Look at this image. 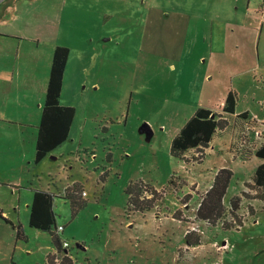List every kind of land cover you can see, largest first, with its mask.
<instances>
[{"label": "rangeland", "instance_id": "1", "mask_svg": "<svg viewBox=\"0 0 264 264\" xmlns=\"http://www.w3.org/2000/svg\"><path fill=\"white\" fill-rule=\"evenodd\" d=\"M256 10V0H0L12 33L0 51V264H47L51 255L50 264H61L50 235L28 227L33 190L54 196L70 264H264V202H249L254 216L243 204L241 227L187 230L210 238L191 254L184 225L165 215L177 210L193 221L192 204L187 215L181 205L195 187L169 149L196 110H218L232 91L235 109L264 118V21ZM57 46L69 51L59 99L75 111L69 137L40 163L28 160L17 178L8 159L24 146L21 136L34 143L45 99L34 80L47 79ZM256 124L231 121L236 150L264 143ZM147 128L149 142L140 134ZM219 167L212 157L189 178L207 188ZM134 182L171 193L153 212L127 215L125 189ZM68 187L83 203L77 210L65 199ZM231 220L226 211L218 224Z\"/></svg>", "mask_w": 264, "mask_h": 264}, {"label": "trees", "instance_id": "2", "mask_svg": "<svg viewBox=\"0 0 264 264\" xmlns=\"http://www.w3.org/2000/svg\"><path fill=\"white\" fill-rule=\"evenodd\" d=\"M69 51L64 47H55L52 53L50 70L48 73V81L45 91V99L42 104L41 117L36 126V137L34 146V162L40 163L48 155L52 154L64 142L68 140L69 130L72 124L75 111L72 108L62 107L59 104L62 79L66 64L68 61ZM237 104V96L234 92L227 93L222 102L220 111L221 115L212 113L206 109H198L190 117L184 126L176 133L170 143L169 155L185 164L188 161L185 154L194 151L197 155L192 161L200 162L204 155V150L208 148L213 135L218 130H223L228 126V122L223 117H231L235 114ZM235 118L243 120L248 119L247 113L237 115ZM254 156L262 161L258 165L251 178V184L245 187L255 192L250 195L242 192L240 196L233 197L229 201L228 210L223 206V198L226 194L232 172L228 169H219L213 179L210 189L203 196L199 207L196 211V219L208 224V226H216L221 222L229 212L232 220L222 223L223 230H231L234 227H241L243 217L238 212L242 200L264 202V143L261 144L254 152ZM73 188V187H72ZM168 188L156 191L150 185L142 182L129 183L125 189L127 195L126 214L140 213L145 214L151 212ZM65 199L71 201L73 210H77L83 203L78 202L72 191L67 188L65 190ZM54 196L45 191L33 190L32 199L29 205V221L28 227L41 232H46L51 237L52 245L58 255H62V243L59 241V233L55 228V215L53 212ZM248 206V216H254L255 210ZM174 217H178L175 215ZM0 218L2 212L0 211ZM17 238L22 237L21 226H17ZM185 245L187 247H195L201 244V239L195 233H186L184 235ZM51 256L46 258L47 264H50ZM70 264L68 255H63L61 264Z\"/></svg>", "mask_w": 264, "mask_h": 264}, {"label": "crops", "instance_id": "3", "mask_svg": "<svg viewBox=\"0 0 264 264\" xmlns=\"http://www.w3.org/2000/svg\"><path fill=\"white\" fill-rule=\"evenodd\" d=\"M256 2H257V10H256L257 16L262 21H264V18H262L260 16V13H259L260 0H256ZM0 24H4V25L0 26V51H2V49L5 47V43H3V42H5V40H3V39H9V37L12 36V33L10 31L11 27L9 25H7V21L5 20V17H3V16L0 17ZM217 30L221 31L222 29L218 28ZM51 59H52V57H51ZM47 81H48V77H47V79L46 78H41L40 81L38 80V78H35V80H34V84L35 85H40L41 86V89H42V92H43V97L45 95ZM233 90L239 92V89L236 88V87ZM238 94H240V93H238ZM238 100H239V98H238ZM221 105H222V102H221L220 107H219L218 110L213 109V108H210V109H207V110L211 111L212 113L221 115V111H220ZM242 113H247L248 114V118L250 120H252V121L255 120L258 123L255 126L256 128L257 127L258 128L259 127L264 128V118L260 119L259 117H255L256 115H253L252 112L247 111V110L241 111V110L235 109V114L233 116H231V117H223L224 119L227 120L228 126L225 129H223V130L216 131V133L213 135L212 140L210 141V143L208 145V148H206L204 150V155H203L202 160L200 162H198V163L197 162L194 163L192 160H190V162L188 164L184 163V166H183L184 175L189 181H191L189 186L190 187L194 186L195 187L194 188L195 192H198V195H194L195 192H191L190 199L188 201H186L185 204L183 203V205H181V206L183 208H186V211L184 212V214L187 215L186 214L187 212H191L190 209L189 210L187 209L189 207L188 205L192 204L191 205L192 214L191 213H188V214L189 215L190 214L193 215V221L189 222L188 220L190 218L189 219L188 218L184 219L181 216L182 214L181 215L178 214L177 218L174 217L176 215L177 210H171V211H169L168 213L165 214L166 216H169L170 219H172L176 223L184 225L183 238H184V235L186 234L187 230H189V228H190L189 225L191 226L192 224H198L204 230L205 226H204L203 222L202 221H198L196 219V211H197V209L199 207V204H200L203 196L210 189L211 184H212L213 179H214V176H215L216 172L219 169H228V170H230L232 172V174H233L232 178L234 176H236V177H238L240 179L241 176H246L245 180L244 179L243 180L240 179V181H239L238 178L236 179V182H239V185H238V187L235 188V195L232 196V198H233V197L240 196V194L242 192H246L247 188L245 187V185L249 184V183L251 184L252 175L250 176V174L252 172L254 173L255 168L262 163V161H260L259 159H257L254 156L255 150L250 149L249 152L244 151L243 153L239 152L238 150H236V142H235L236 139H235V136H234L235 131L232 128L231 121L237 115H240ZM39 118H40V116H39ZM35 129H36V127H35ZM17 135H19V134L17 133ZM35 137H36V134H35ZM35 137L33 138L34 143L32 145V144H28V140L26 138H24L23 136H21L20 140H21V143L24 146L21 147V150H19L16 155H13V154L11 155V158H10L11 160L8 159V169H9V171L13 172L14 174H17L16 175L17 178H18V176L21 173H23L25 171V169L28 168L27 166L30 164V163H28V160H31V161L34 160ZM189 155L195 156L196 154H195V152L193 150L189 151L188 153L185 154V158L187 156H189ZM217 155H219V156H217ZM212 157L220 158L221 167H219L217 170H215L213 172L211 184L207 188H201L200 185L194 181V179L189 178V177L192 176L191 172L194 171V166L195 165L202 164L203 162L207 161L208 159H210ZM189 166L192 167L191 170H190ZM230 183H231V181H230ZM229 186H230V184H229ZM229 186H228V188H229ZM68 188H70V187H68ZM168 190L165 193L164 198H168L169 197V195H167V194H168V192L171 193V191H168ZM253 201H256V200H253ZM178 202H179V200H178ZM249 202H252V201L242 200V202L240 204V209H239V212L241 214L243 213V211L245 209V208H243V204H246L247 207H248L249 206L248 205ZM222 203H223V206L226 209L229 207V203L227 204L226 201H225V196L223 198ZM151 212H153V210ZM162 215H164V214H162ZM242 217L245 218L244 214H242ZM207 226H208V224H207ZM211 227H213V226H209V227L205 228L206 229L205 231L208 232L211 229ZM219 227H221V225L217 224L216 226L213 227V230H217V229H219ZM62 231H63V229H62ZM212 231H211V233H212ZM205 235H206V233H205ZM200 239H201V244L200 245L195 246V247H187L186 246V250H185L186 254H191V253L201 249L204 246V242L206 240L207 241L210 240V238L205 237V236L200 237ZM215 245H216V242L214 240H212L211 243H209V246L214 247ZM67 248H63V252H62L63 254L61 255L62 257H63V255H67L68 254V252L66 251ZM51 256H54V255H51ZM68 258H70V257L68 256Z\"/></svg>", "mask_w": 264, "mask_h": 264}, {"label": "built area", "instance_id": "4", "mask_svg": "<svg viewBox=\"0 0 264 264\" xmlns=\"http://www.w3.org/2000/svg\"><path fill=\"white\" fill-rule=\"evenodd\" d=\"M259 13L262 18H264V0H260V6H259ZM256 138H258L257 132H255ZM198 154L195 155L197 157ZM84 195V193H83ZM204 225L207 226V223L203 222ZM62 231L61 227L57 228V233H60ZM189 231L191 232H197L199 234H204V231H201L200 226L198 224H192L191 227L189 228ZM189 233V232H188ZM62 247L67 248L68 244L66 242H62Z\"/></svg>", "mask_w": 264, "mask_h": 264}, {"label": "water", "instance_id": "5", "mask_svg": "<svg viewBox=\"0 0 264 264\" xmlns=\"http://www.w3.org/2000/svg\"><path fill=\"white\" fill-rule=\"evenodd\" d=\"M140 134H145V141L146 142H149L150 139L152 138V132L148 128L141 130Z\"/></svg>", "mask_w": 264, "mask_h": 264}]
</instances>
